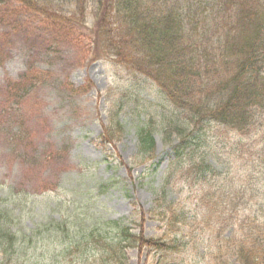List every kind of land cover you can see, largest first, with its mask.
Instances as JSON below:
<instances>
[{
    "label": "trees",
    "instance_id": "obj_1",
    "mask_svg": "<svg viewBox=\"0 0 264 264\" xmlns=\"http://www.w3.org/2000/svg\"><path fill=\"white\" fill-rule=\"evenodd\" d=\"M32 13L48 25L88 22L98 46L90 60L110 58L149 82L125 81L133 92H123L122 106L131 101L137 115L134 162L152 159L153 127L173 158L152 207L124 219L95 215L102 204L89 189L36 211L29 196L0 186V264H127L128 250L146 251L151 261L144 264H184L183 253L189 264H264V0H0L1 42L11 28L34 23L18 18L14 26L10 15ZM47 73L29 65L2 100L22 102V80L36 88ZM62 85L82 92L67 80ZM144 87L169 105V116L134 104ZM117 114L109 111L104 142L123 132ZM48 150L38 162L55 155ZM147 218L159 221L161 235H144Z\"/></svg>",
    "mask_w": 264,
    "mask_h": 264
},
{
    "label": "rangeland",
    "instance_id": "obj_2",
    "mask_svg": "<svg viewBox=\"0 0 264 264\" xmlns=\"http://www.w3.org/2000/svg\"><path fill=\"white\" fill-rule=\"evenodd\" d=\"M10 18H13L11 23L14 26L18 18L27 21L22 15H10ZM32 22L35 24L29 23L17 32L11 28L6 41H0L5 55L0 62V107L6 111L2 112L6 116L1 117L0 122H4L5 127L8 125L9 131L7 135L5 130H0V185H12L16 191L31 196L44 209L47 201L67 200L70 193L64 189L76 188L83 193L89 189L96 204H102V209H97L99 214L95 215L120 219L137 209L148 210L159 191L169 157L164 154L161 136L156 131L153 134L155 158L152 160L155 169L148 168L149 162L143 165L134 162L137 142L132 123L137 120V115L130 103L120 110V103L126 98L123 92H133L126 88L124 81L131 78L134 82L135 79L143 81L132 77L110 58L90 60L92 48L98 46L91 44L95 36L93 31L86 29L88 22L81 25L53 21L48 25L38 15ZM49 27L53 34L74 31L69 37L76 41L48 36ZM53 41L58 42L48 49ZM29 65L47 69L46 81L35 88V84L29 87L22 80L27 88L22 102L8 104L3 101L7 84L21 79ZM65 80L81 87L82 92L79 95L69 93L62 85ZM147 94L153 92L146 87L133 95L140 104H148ZM150 103L155 108V102ZM109 111L117 112L125 123L120 139L112 145L102 142L99 137L111 124ZM162 114L169 116L166 110ZM28 145L32 147L30 151L26 150ZM49 148L55 155L47 160V164L41 162L37 166L36 155L49 151ZM59 149H63L64 154ZM173 179L177 186L178 180ZM100 186L104 192L99 190ZM188 208L194 209V206ZM202 212L203 209L198 216ZM31 221L26 218L24 223L29 225ZM162 229L156 219L147 218L144 222L148 236L158 235ZM223 235H228V230ZM227 252L235 256L232 246H228ZM128 253V264H140L142 258H146L142 256L140 259L134 250ZM180 255L184 264H189L187 253Z\"/></svg>",
    "mask_w": 264,
    "mask_h": 264
}]
</instances>
